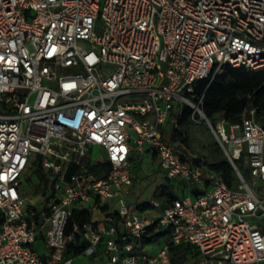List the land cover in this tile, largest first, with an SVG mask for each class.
Masks as SVG:
<instances>
[{"label":"built area","instance_id":"obj_1","mask_svg":"<svg viewBox=\"0 0 264 264\" xmlns=\"http://www.w3.org/2000/svg\"><path fill=\"white\" fill-rule=\"evenodd\" d=\"M227 65L264 71V0H0V264H73L62 253L76 234L111 264H173L181 244L194 264L264 262V124L249 109L227 134L196 102L195 83ZM186 105L230 157L233 186L173 139ZM147 150L179 195L128 201L132 152ZM33 162L38 206L22 190ZM75 208L93 219L67 234ZM154 223L170 235L150 253Z\"/></svg>","mask_w":264,"mask_h":264},{"label":"trees","instance_id":"obj_2","mask_svg":"<svg viewBox=\"0 0 264 264\" xmlns=\"http://www.w3.org/2000/svg\"><path fill=\"white\" fill-rule=\"evenodd\" d=\"M195 93L198 98L203 97L200 104L201 109L213 124L217 122V116L222 115L224 120L235 122L240 120L241 114L249 109H255L256 119L264 124V71H249L245 67L227 65L225 71L216 76L213 81L203 79L195 83ZM193 108L186 105L183 114L177 118L178 127L174 130L173 139L179 140L182 145L189 144V134L187 125L194 122L191 118ZM199 117L198 113H195ZM205 162L214 170L220 172L229 186H233L235 179V169L228 157L223 153V157L208 161L203 156ZM243 159L236 160L239 164ZM100 169V168H98ZM42 181L45 175L38 168L36 169ZM93 213L88 209L75 208L68 223L67 234L73 231L75 225L83 227L84 224L91 223ZM157 223L147 228L146 234L142 238L144 244L160 241L162 237L170 235V230H157ZM88 242L76 234L75 241L68 243L62 255L77 256L83 254ZM181 254L180 258L177 255ZM187 255L192 257L190 263H183ZM200 258L197 247L191 244H181L171 246V259L173 264H194Z\"/></svg>","mask_w":264,"mask_h":264},{"label":"rangeland","instance_id":"obj_3","mask_svg":"<svg viewBox=\"0 0 264 264\" xmlns=\"http://www.w3.org/2000/svg\"><path fill=\"white\" fill-rule=\"evenodd\" d=\"M98 32L100 30L98 29ZM223 118L222 115L217 116V121H221ZM169 125V124H168ZM226 133H231V122H224ZM170 128V125L169 127ZM187 131L189 134V144L182 145L179 143V148L183 150V147H186V153L192 158V155L199 154L206 156L208 161H213L216 158L223 157L224 152L219 141L214 136L211 128L205 123V121L192 122L187 125ZM102 154V151L99 148H95L94 155L99 157ZM227 156V155H226ZM132 170L138 176V180L135 186L132 188L131 198L149 201L152 197L157 196L161 198L160 190L161 187L158 186L160 181H165V175L158 168V161L152 160L151 155H148L143 159L136 154V157L132 163ZM245 175L248 177V173L244 171ZM42 180L40 175L36 170V164L33 162L26 170L24 174L22 190L27 196L28 201L35 205H40V195L43 191L42 189ZM46 191L44 190V193ZM176 194H180L178 188L174 190ZM116 201V200H115ZM113 201V202H115ZM119 207V205H118ZM94 215L98 217L100 213L97 211L94 212ZM40 240V239H39ZM164 242L160 240L153 242L147 245V249L154 251L161 247ZM38 251L42 254L46 253L48 249L43 246V243L40 241L35 244ZM181 254L177 255V258H180ZM192 257L187 255L183 260V263H190ZM73 264H111L109 256L103 251L100 250L95 256L88 254H80L75 256ZM261 264H264L262 262Z\"/></svg>","mask_w":264,"mask_h":264},{"label":"crops","instance_id":"obj_4","mask_svg":"<svg viewBox=\"0 0 264 264\" xmlns=\"http://www.w3.org/2000/svg\"><path fill=\"white\" fill-rule=\"evenodd\" d=\"M136 154L140 157V159H143L144 160V158L146 157V156H148V155H151V158H152V160H156V161H158V168H159V170H160V158H159V156L154 152V151H152V150H147L144 154H140V153H138V152H132V161L134 160V158L136 157ZM161 171V170H160ZM166 179V178H165ZM138 180H140L139 178H138V176L135 174V181H134V183H133V185L130 187V189H129V196H128V201L129 202H132V201H137V202H139V203H147L148 201H143V200H139V199H135V198H131V192H132V188L135 186V184H136V182L138 181ZM174 185H175V183L174 182H169L167 179L164 181H160V183H159V185L158 186H160L161 187V190H160V194H161V198H158L157 196H154V197H156V198H158L159 200H164L169 194H171V193H174V190H175V188H174ZM154 197H152V198H154ZM151 198V199H152ZM150 199V200H151ZM149 200V201H150ZM147 214L149 215V216H151V217H159L160 216V214H161V209L160 208H156V209H150L148 212H147ZM169 236V235H168ZM168 236H166V237H162L161 238V240L163 241V239L164 240H166L167 238H168ZM147 245L144 247V250L145 251H147V252H150V253H153V252H156V251H158L159 249H157V250H154V251H151V250H148L147 248ZM102 248H103V246H102Z\"/></svg>","mask_w":264,"mask_h":264},{"label":"water","instance_id":"obj_5","mask_svg":"<svg viewBox=\"0 0 264 264\" xmlns=\"http://www.w3.org/2000/svg\"><path fill=\"white\" fill-rule=\"evenodd\" d=\"M227 155V154H226ZM227 157H228V159H229V161L231 162V159H230V157L227 155ZM232 164V163H231Z\"/></svg>","mask_w":264,"mask_h":264}]
</instances>
